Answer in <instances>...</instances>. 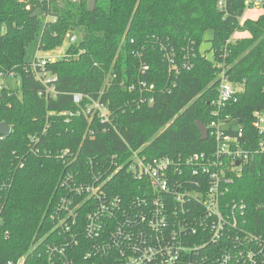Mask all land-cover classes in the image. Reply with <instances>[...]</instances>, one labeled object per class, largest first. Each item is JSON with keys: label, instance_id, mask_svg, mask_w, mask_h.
I'll return each instance as SVG.
<instances>
[{"label": "trees", "instance_id": "16d2710c", "mask_svg": "<svg viewBox=\"0 0 264 264\" xmlns=\"http://www.w3.org/2000/svg\"><path fill=\"white\" fill-rule=\"evenodd\" d=\"M87 1L0 0V73L14 72L20 80L18 88L8 84L0 90V122L11 128L0 137V260L25 255V264H49L44 245L69 238V232L58 234L54 217L63 165L43 150L79 149V163L88 156L125 153V142L132 148L145 145L142 152L148 157L177 161L196 152L211 153L214 141L211 135L200 140L196 122L207 126L212 119L211 102L222 71L240 86L225 112L241 128L239 138L250 152L226 199L245 206V229L263 234L264 137L252 121L253 113L264 107V5L257 18L240 21L245 6L239 0H225V16L217 0H97L92 11ZM36 9L41 13L33 15ZM209 30L210 47L202 51ZM69 32H80L81 40L47 65L57 77L58 93L46 98L43 85L26 70L27 47L38 39L40 50H55ZM235 32L247 36L232 39ZM142 65L148 66L145 72ZM142 80L154 89L142 94ZM73 93L85 95L80 105L73 102ZM87 97L107 103L120 134L99 128L93 138L83 137L85 116L69 112L84 107ZM91 126L99 124L92 121ZM33 136L40 137L38 154L31 151ZM138 185L123 171L110 191L128 199ZM83 207L79 225L73 227L80 236L73 256L77 264H99L95 257H84L90 246L82 235ZM40 240L43 244L36 246Z\"/></svg>", "mask_w": 264, "mask_h": 264}, {"label": "built area", "instance_id": "2783aa9c", "mask_svg": "<svg viewBox=\"0 0 264 264\" xmlns=\"http://www.w3.org/2000/svg\"><path fill=\"white\" fill-rule=\"evenodd\" d=\"M239 1L245 6L240 21L245 19L246 10L264 5V0ZM216 7L226 15L225 0H217ZM30 9L27 4L26 10ZM73 33L66 35L68 47L79 45L81 40ZM65 55L66 50L60 57L45 54L28 61L26 70L43 85L46 98L58 93L57 77L47 70V65ZM167 59L174 65L172 57ZM147 69L148 66H141V72ZM9 77L19 79L14 72L6 76L0 73V90L8 86ZM138 87L142 94L154 89L145 80L138 82ZM239 88L220 72L217 96L211 102L212 119L205 126L215 144L211 153L196 152L184 161H177L168 156L148 157L142 152L145 145L132 148L125 142V153L88 156L79 163V149L67 147L54 153L43 150L45 156L53 155L63 165L57 183L62 195L54 217L58 234L69 232V238L60 237L59 244L44 245L49 264H77L73 251L80 245V236L73 227L79 225L83 206L87 212L82 217V235L90 246L84 257L88 260L95 257L93 260H99V264H264V233L245 229V206L226 199L230 185L250 155L239 138L241 128L225 112ZM84 98L81 93L72 94L77 105ZM145 99L141 95L139 101ZM74 114H83L87 120L83 137L93 138L99 128L102 132L113 130L120 134L106 102L89 98L84 107L69 112L71 116ZM92 121L99 124L98 128L91 126ZM229 123L234 127H223ZM252 125L264 137V107L253 113ZM230 129L236 130V134L226 132ZM39 139L33 136L30 140L35 154L41 152L36 145ZM123 171L139 183L136 195L128 199L110 191ZM131 191L129 188L128 192ZM25 261L26 256L21 255L0 260V264H25Z\"/></svg>", "mask_w": 264, "mask_h": 264}, {"label": "rangeland", "instance_id": "374dc122", "mask_svg": "<svg viewBox=\"0 0 264 264\" xmlns=\"http://www.w3.org/2000/svg\"><path fill=\"white\" fill-rule=\"evenodd\" d=\"M263 13V9L260 7L258 9H248L245 11V14H244V18H252V19H255L257 18L260 14ZM243 21V20H241ZM71 33V32H70ZM74 36H76L77 39H80L81 38V33L77 32V33H73ZM247 36V33H243V32H235L233 34V38L235 39L236 37L238 39L240 38H243V37H246ZM212 38V31H207L204 35V40L201 44V50L202 51H205L207 49H209L210 47V39ZM68 40L65 39L64 43L59 46L58 48H56L55 50H52V51H42L38 48V39H36L35 41H33L32 43L29 44V46L27 47V50H26V60L27 61H31L35 56H45V54H49V55H52V56H56V57H60L61 53H63L66 48L68 47ZM7 82L9 85H11L13 88H18L19 87V84H20V80L19 79H16L15 77H9L7 78ZM238 87H240L238 85ZM224 128H230V127H234V124L232 123H229L225 126H223Z\"/></svg>", "mask_w": 264, "mask_h": 264}, {"label": "water", "instance_id": "95a60500", "mask_svg": "<svg viewBox=\"0 0 264 264\" xmlns=\"http://www.w3.org/2000/svg\"><path fill=\"white\" fill-rule=\"evenodd\" d=\"M96 1L97 0H88L87 1V10L88 11H92L95 8ZM40 13H41V10L38 9V10H35L33 12V15L40 14ZM150 103L152 105L153 100H151ZM196 126L199 130L200 140L205 141L208 138L207 128L200 121L196 122ZM10 130H11V128L6 122H0V135L6 136L9 134Z\"/></svg>", "mask_w": 264, "mask_h": 264}, {"label": "crops", "instance_id": "0c3cea01", "mask_svg": "<svg viewBox=\"0 0 264 264\" xmlns=\"http://www.w3.org/2000/svg\"><path fill=\"white\" fill-rule=\"evenodd\" d=\"M237 38V37H236Z\"/></svg>", "mask_w": 264, "mask_h": 264}]
</instances>
